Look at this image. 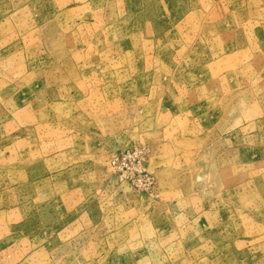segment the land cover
I'll use <instances>...</instances> for the list:
<instances>
[{"label": "rangeland", "instance_id": "rangeland-1", "mask_svg": "<svg viewBox=\"0 0 264 264\" xmlns=\"http://www.w3.org/2000/svg\"><path fill=\"white\" fill-rule=\"evenodd\" d=\"M0 264H264V0H0Z\"/></svg>", "mask_w": 264, "mask_h": 264}, {"label": "built area", "instance_id": "built-area-1", "mask_svg": "<svg viewBox=\"0 0 264 264\" xmlns=\"http://www.w3.org/2000/svg\"><path fill=\"white\" fill-rule=\"evenodd\" d=\"M133 152H135L134 149L126 150L120 155L112 158L110 161V167L117 168L121 172L119 175L121 180L132 181L136 176H139L144 172L143 157L141 155H139L138 159L132 163L129 170L127 160Z\"/></svg>", "mask_w": 264, "mask_h": 264}]
</instances>
